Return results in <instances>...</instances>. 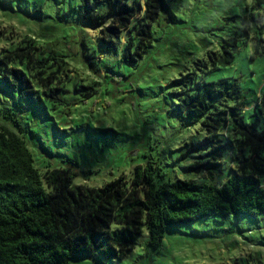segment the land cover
Wrapping results in <instances>:
<instances>
[{
  "label": "trees",
  "instance_id": "trees-1",
  "mask_svg": "<svg viewBox=\"0 0 264 264\" xmlns=\"http://www.w3.org/2000/svg\"><path fill=\"white\" fill-rule=\"evenodd\" d=\"M141 1L80 0V19L99 31L98 40L107 51H121L123 66H136L153 46L156 27L173 21L164 15H173L171 3L177 0ZM253 10L264 12V0H257ZM263 34L264 24L246 18L241 40L209 51L175 81L181 119L197 120L204 133L192 145L204 158L199 164L207 172L199 178L173 179L159 139L142 152L146 161L131 177L123 174L101 186L79 182L83 172L73 164L40 170L30 148L31 129L11 110H1L0 264H71L80 256L100 257L102 263L123 260L145 233L148 246L158 251L173 227L209 217L263 216L264 97L249 123L239 79L202 82L200 77L231 66L242 51L239 41L247 45L252 38L259 55ZM86 56V66L73 61L91 74L106 69L99 78L113 72L101 64L103 53L88 50ZM68 58L26 39L0 52V83L21 103L68 106L64 97L72 76L63 79L73 65ZM91 84L76 90H90ZM91 131V136L118 135L113 129Z\"/></svg>",
  "mask_w": 264,
  "mask_h": 264
},
{
  "label": "rangeland",
  "instance_id": "rangeland-1",
  "mask_svg": "<svg viewBox=\"0 0 264 264\" xmlns=\"http://www.w3.org/2000/svg\"><path fill=\"white\" fill-rule=\"evenodd\" d=\"M256 2H172L173 15L168 12L164 18L173 17V21L156 27L153 46L139 65L131 67L121 64V51H107L98 40L99 31L80 19V0H0V52L34 39L42 49L66 54L73 64L63 78L72 76L64 97L68 106L56 108L48 102L44 109L29 101L21 103L0 83V114L11 110L31 129L30 148L40 170L73 164L83 172L78 181L91 186L123 174L131 177L136 166L146 161L142 152L150 150L156 139L161 141L173 179L202 177L207 173L199 164L204 158L192 145L204 133L197 120L181 119L175 106V81L209 51L241 40L246 18L253 17L263 25L264 12L253 10ZM238 45L242 51L231 66L209 70L200 77L202 82L239 79L244 115L250 123L254 107L264 97V48L255 55L252 38L247 45L242 41ZM88 50L103 53L101 64L113 69L105 79L98 74H105L106 69L91 74L82 67L86 66L84 60L88 62ZM92 82V89L77 92L78 85L88 87ZM79 129L87 133L77 135ZM96 129H113L118 135L91 136ZM90 142L94 145L86 147ZM71 264H264V215L257 219L209 217L173 227L158 251L148 246L145 233L123 260L102 263L100 257L80 256Z\"/></svg>",
  "mask_w": 264,
  "mask_h": 264
}]
</instances>
